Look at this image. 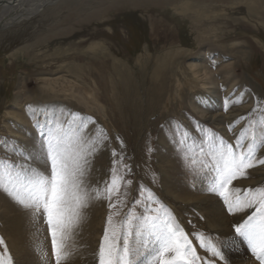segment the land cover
<instances>
[{"label":"rangeland","instance_id":"obj_1","mask_svg":"<svg viewBox=\"0 0 264 264\" xmlns=\"http://www.w3.org/2000/svg\"><path fill=\"white\" fill-rule=\"evenodd\" d=\"M35 5L30 0L21 10L0 11V159L31 157L42 167L41 132L55 118L75 114L87 122L86 135H108L94 160L93 185L107 177L111 152L122 142L134 171L130 200L140 198L144 186L186 231L205 232L222 248L225 260L218 264H234L237 246L256 264L244 241L222 247L235 235L232 217L216 219L222 201L207 193L210 177L193 178L176 142L187 133L189 146L199 144L204 129L234 143L247 119H264L259 111L249 117L264 101V0H55L14 21ZM250 171L236 183H264V166ZM119 211L117 220L128 209ZM107 215L106 201L93 200L83 210L67 264H96ZM32 221L0 196V255L7 247L15 261L23 257Z\"/></svg>","mask_w":264,"mask_h":264},{"label":"snow or ice","instance_id":"obj_2","mask_svg":"<svg viewBox=\"0 0 264 264\" xmlns=\"http://www.w3.org/2000/svg\"><path fill=\"white\" fill-rule=\"evenodd\" d=\"M258 111L264 116V101H258L249 117ZM70 115L71 120L55 118L47 131L41 132L42 167L32 164L31 157L0 159V196L28 213L37 226H45L43 231L50 237L51 252L49 255L46 246L41 252L48 264L53 258L55 264H67L73 254L69 241L84 218L83 210L93 200L108 204V215L95 252L96 264H218L225 260L222 248L210 236L198 230L186 231L175 215L144 186L139 189L140 198L129 199L128 188L133 183L134 171L122 142L119 151L111 152L107 177L93 185L94 160L106 146L108 135L103 131L95 137L86 135L83 130L87 122ZM246 123L234 143L215 139L204 129H201L205 135L199 138V144L193 140L189 146L187 133L176 143L193 178L210 177L206 191L222 201L216 219L232 217L230 227L235 235L228 234L222 247H234L242 240L256 264H264V183L254 187L236 183L250 178L251 169L264 166V151H261L264 119H247ZM197 156L203 159L197 160ZM123 208L128 211L117 220ZM195 244L205 255L199 254ZM3 245L4 240L0 238V246ZM0 264L20 262L4 247Z\"/></svg>","mask_w":264,"mask_h":264},{"label":"bare ground","instance_id":"obj_3","mask_svg":"<svg viewBox=\"0 0 264 264\" xmlns=\"http://www.w3.org/2000/svg\"><path fill=\"white\" fill-rule=\"evenodd\" d=\"M29 1L30 0H0V11H5V12H8V14H9V12H12V11L15 12L16 10H21L23 5L27 4ZM53 1H55V0H37V5H35L32 9H29L27 6L26 9H24V11H22V14L20 16H17L16 18H14L15 19L14 21L18 22L20 20L23 21L24 19H27L30 16L34 17L41 10L40 8L45 7L48 4L51 5ZM64 1L66 3L67 0H64ZM57 3L58 2H56V4ZM32 5H34V4H32ZM45 8H43V9H45ZM16 14H18V13H16ZM3 27L5 28V26H3ZM192 68L194 69L195 74H196L195 68L194 67H192ZM203 74H204V76L206 75L205 72ZM190 88L192 91H195V89H194L195 86H191ZM215 210H216V212L217 211L219 212L220 207L216 206ZM207 223H208V226L213 230H216L218 228V224H213L210 221H208ZM30 226H32V231H33L31 234V237H30V240H32V241H30V243H28L23 248V250H21V249L19 250V253L23 257L20 258L18 261L20 262V264H48V261L46 259L42 258L43 253L41 252V248L46 246L48 253L50 255V242L48 240V235L45 231H43L45 226L42 224L37 226L33 221L31 222ZM38 227L40 229L39 231H38ZM96 244H97V242H96V240H94V242H92L90 245V249H94ZM92 245H94V248L92 247ZM245 253H246L245 250L240 246H237L236 248H234V254L237 257V260L233 261V263L234 264H253V263L255 264V262L252 263L250 261V259H251L250 256L243 258V256H245ZM51 264H53L52 260H51Z\"/></svg>","mask_w":264,"mask_h":264}]
</instances>
